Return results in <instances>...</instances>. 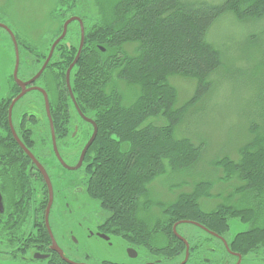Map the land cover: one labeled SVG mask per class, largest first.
<instances>
[{
    "label": "trees",
    "instance_id": "obj_1",
    "mask_svg": "<svg viewBox=\"0 0 264 264\" xmlns=\"http://www.w3.org/2000/svg\"><path fill=\"white\" fill-rule=\"evenodd\" d=\"M81 2L58 0L64 9L58 16L59 34L70 18L80 17L84 23L85 43L70 86L81 111L98 125L86 155L92 175L85 186L108 225L137 244L143 235L147 240L158 232L172 235L171 224L182 219H214L216 229L226 234L238 220L249 228L234 236L235 249L245 255L263 254L264 221L258 225L257 220L264 207L256 214L255 208L241 207L229 197L223 206L207 211L201 201L213 197L209 183L197 186L192 194H179L170 205L155 204L149 199V186L168 169L180 173L201 161L204 143L176 139L175 131L213 90L214 77L226 69V57L208 36L228 14L242 24L264 20V0H116L106 5L95 0L98 17L90 26L87 17L76 13ZM70 46H65V70L77 55L78 46L72 42ZM174 76L197 83L181 106L169 82ZM253 90L256 119L248 123L246 141L238 149L240 160L224 158L217 164L225 171L226 183L232 177L241 182L232 196L240 195L245 204L247 196L264 203V81ZM66 93L71 105L67 89ZM152 119L164 124L149 123ZM153 208L159 215L150 226L143 215L151 216Z\"/></svg>",
    "mask_w": 264,
    "mask_h": 264
},
{
    "label": "flooded vegetation",
    "instance_id": "obj_2",
    "mask_svg": "<svg viewBox=\"0 0 264 264\" xmlns=\"http://www.w3.org/2000/svg\"><path fill=\"white\" fill-rule=\"evenodd\" d=\"M6 8L0 4V264H264V253L237 251L236 234L220 232L214 219H182L171 224L172 235L158 232L148 240L143 235L137 244L116 235L104 214L96 219V229L83 230L79 210L74 213L71 205L87 194L85 183L92 175L87 153L72 169L98 125L79 108L84 117L80 114L67 85L69 28L45 67L63 28L52 43L49 30L30 36L14 26ZM74 23L79 27L77 54L81 27ZM70 147L81 149L74 163L64 156ZM82 232L111 246L123 240L125 258L95 261L83 255Z\"/></svg>",
    "mask_w": 264,
    "mask_h": 264
},
{
    "label": "rangeland",
    "instance_id": "obj_3",
    "mask_svg": "<svg viewBox=\"0 0 264 264\" xmlns=\"http://www.w3.org/2000/svg\"><path fill=\"white\" fill-rule=\"evenodd\" d=\"M81 1L76 13L87 17L86 23L90 26L93 19L98 17V6L95 0ZM98 1L106 5L107 2L111 4L116 0ZM0 4L5 8H10L6 9L12 14L13 24L20 31L37 37L49 30L50 43L58 36L61 26L58 16L64 15V9L58 7V0H0ZM209 36V41L214 43L226 57L227 64L224 65L226 69L221 71V75L214 77L213 90L188 112L175 131L176 139L187 138L196 145L204 143L202 159L195 168L187 171L177 173L168 169L165 175L155 179L149 186L151 191L149 199L155 204L170 205L179 194H192L197 186L209 183L212 187L209 189V195L213 197L204 198L201 201L205 210H214L218 204H225V198L230 201L229 197H233L234 204L255 208L257 214V211L259 212L264 207L263 201L255 202L247 196L245 204L241 201L243 197L240 195L232 196L234 189L239 187L241 182L237 177H232L230 182L226 183L223 180L225 171L217 164L224 158H229L234 162L240 160L238 149L246 141L248 123L256 119V116H252L257 108L253 87H258L264 81V20H249L242 24L233 15L228 14L217 22ZM67 41L78 46L79 27L76 23L69 26ZM169 80L170 84L176 87L178 106L184 105L193 95L197 87L196 81L180 76L171 77ZM163 122L162 119L149 121L154 125H163ZM80 150L75 147L66 149L65 159L69 163H74L73 160L79 155ZM66 175L72 178L71 175ZM71 207L74 213L79 210L83 230L96 229L94 225L97 224V220H100V215L104 214L100 204L86 193H83L80 201L73 203ZM152 211L151 216L143 215L150 226H153L155 222L154 217L159 215L157 208H153ZM78 213L71 219L74 220V216L77 217ZM68 218L69 216H66V220ZM257 221H259L257 224L261 225L264 215L260 214V219ZM248 228L247 224L238 220L233 221L230 235L234 236ZM185 229L189 230V228ZM69 230L70 228L67 227L65 235H68ZM80 241L83 255L87 253L95 261L125 258L123 248L126 242L121 239H119L120 244L115 242L111 246L100 239H87L82 232ZM256 259L259 258L256 257Z\"/></svg>",
    "mask_w": 264,
    "mask_h": 264
},
{
    "label": "water",
    "instance_id": "obj_4",
    "mask_svg": "<svg viewBox=\"0 0 264 264\" xmlns=\"http://www.w3.org/2000/svg\"><path fill=\"white\" fill-rule=\"evenodd\" d=\"M74 22H78L80 24V27H81V41H80V47H79V50L77 52V55L73 61V63L70 65L68 71H67V85H68V88H69V91H70V94H71V97L73 99V101L75 102V105L78 109V111L80 112L79 110V107L73 97V93L71 91V86H70V74H71V71L74 69V67L76 66V64L78 63L80 57H81V54H82V50H83V46H84V42H85V31H84V25H83V22L81 21L80 18L78 17H73V18H70L68 21L65 22L64 26H63V33L62 35L59 37V39H57V41L53 44L52 46V49H51V52H50V55H49V58L47 59L46 63H45V67L49 64L52 56H53V52L56 48V46L66 38V35H67V32H68V28L69 26L74 23ZM80 114L82 115V113L80 112ZM83 116V115H82ZM84 117V116H83ZM97 133H98V129L97 127L95 126V131H94V134L91 138V140L89 141V143L86 145L85 149L83 150V153L81 155V158H80V162L78 164V166L72 170H76L77 168H79L81 166V164L83 163V160H84V157H85V154L87 153L88 149L90 148V146L93 144V142L95 141L96 139V136H97ZM55 153L57 155V158L59 159L60 163H62L66 168H68V166L65 164V162L61 159L60 155L58 154L57 152V149H56V146H55ZM69 169V168H68ZM71 170V169H70Z\"/></svg>",
    "mask_w": 264,
    "mask_h": 264
},
{
    "label": "bare ground",
    "instance_id": "obj_5",
    "mask_svg": "<svg viewBox=\"0 0 264 264\" xmlns=\"http://www.w3.org/2000/svg\"><path fill=\"white\" fill-rule=\"evenodd\" d=\"M59 29V28H58ZM176 88V87H175ZM157 174V173H156ZM258 183V182H257ZM247 189V188H246Z\"/></svg>",
    "mask_w": 264,
    "mask_h": 264
}]
</instances>
